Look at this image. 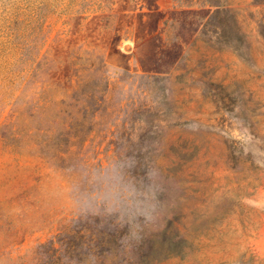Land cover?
Instances as JSON below:
<instances>
[{"label":"rangeland","instance_id":"1","mask_svg":"<svg viewBox=\"0 0 264 264\" xmlns=\"http://www.w3.org/2000/svg\"><path fill=\"white\" fill-rule=\"evenodd\" d=\"M214 1L226 32L196 0H0V264H264V0ZM75 63L96 123H63Z\"/></svg>","mask_w":264,"mask_h":264},{"label":"trees","instance_id":"2","mask_svg":"<svg viewBox=\"0 0 264 264\" xmlns=\"http://www.w3.org/2000/svg\"><path fill=\"white\" fill-rule=\"evenodd\" d=\"M200 1L204 6L215 8L212 15L206 20L205 27L212 25V22L217 23V28L226 32L230 27H234L231 11L216 4L214 0H196ZM238 40V39H236ZM74 76L77 82V89L72 95V102L67 105L68 108L62 111L63 123H96L94 119L100 103L102 104L105 94L108 89V81L100 68L84 67L81 64L75 63ZM79 66V67H77ZM85 72V74H83ZM99 105V106H98ZM73 110V111H71Z\"/></svg>","mask_w":264,"mask_h":264}]
</instances>
